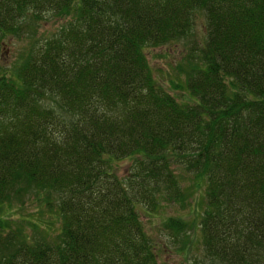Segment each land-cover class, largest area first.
Listing matches in <instances>:
<instances>
[{
    "label": "trees",
    "instance_id": "trees-1",
    "mask_svg": "<svg viewBox=\"0 0 264 264\" xmlns=\"http://www.w3.org/2000/svg\"><path fill=\"white\" fill-rule=\"evenodd\" d=\"M198 14L180 102L145 50ZM48 17L57 33L5 70L3 43ZM176 169L203 190L197 222L163 219L177 249L192 232L198 264H264V0H0V264H160L140 213L184 207Z\"/></svg>",
    "mask_w": 264,
    "mask_h": 264
},
{
    "label": "rangeland",
    "instance_id": "rangeland-1",
    "mask_svg": "<svg viewBox=\"0 0 264 264\" xmlns=\"http://www.w3.org/2000/svg\"><path fill=\"white\" fill-rule=\"evenodd\" d=\"M46 21H38L34 23L32 28V36H25L21 39L9 38L3 44L1 51L2 58V67L9 71L19 56L25 52L33 42L42 43L41 41L49 38L52 35H55L63 24L61 19L51 18ZM204 17L201 14H198L196 17L195 27H194V36L190 37L188 40H181L166 44L158 48H146V56L150 67L152 69L153 77L158 84H160L165 91L175 96L180 102L191 103L187 94L179 89H176L173 82L183 85V77L181 72L178 69V65L182 63L184 65L186 60L187 51L191 45V42L196 39L197 42H200L202 39L204 29ZM192 46V45H191ZM129 162L120 161L112 164V169L115 171L117 176L122 177L127 174L129 171ZM178 174L180 185L186 188H189L191 184L193 185V179L191 175L185 173L181 169H176ZM190 189V188H189ZM188 189V190H189ZM203 190L200 189L196 192L194 189L188 191L189 195L186 201L184 202V207L176 204H166V206L161 209L156 215H147L145 213H140V220L143 223L144 230L150 237L154 240L156 244L157 253H158V263L160 264H198L197 260L202 256L201 248L199 243L196 242V234L190 232L192 236V242L186 240L184 245H182L185 251L178 250L180 246L176 241H173L168 234L162 228V222L164 218L169 216H179L182 217L187 222L195 221L197 222V217L200 213L202 205V193ZM29 204V201L27 202ZM26 203L23 213V217L26 214H31L32 217L37 215L41 217L44 221L53 220L50 218V214L44 209L45 207L41 204L39 207L36 203L28 206ZM42 214H39V212ZM199 212V213H198ZM15 215V213L13 212ZM13 214H10L14 216ZM16 215H19L18 213ZM24 218V217H23ZM29 235L33 236V232L28 229ZM181 238L178 241H182ZM200 264V262H199Z\"/></svg>",
    "mask_w": 264,
    "mask_h": 264
}]
</instances>
